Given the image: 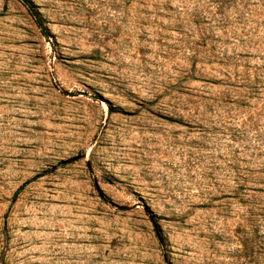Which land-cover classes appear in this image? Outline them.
I'll return each mask as SVG.
<instances>
[{
    "label": "rangeland",
    "instance_id": "obj_1",
    "mask_svg": "<svg viewBox=\"0 0 264 264\" xmlns=\"http://www.w3.org/2000/svg\"><path fill=\"white\" fill-rule=\"evenodd\" d=\"M0 0V264H264V0Z\"/></svg>",
    "mask_w": 264,
    "mask_h": 264
},
{
    "label": "trees",
    "instance_id": "obj_2",
    "mask_svg": "<svg viewBox=\"0 0 264 264\" xmlns=\"http://www.w3.org/2000/svg\"><path fill=\"white\" fill-rule=\"evenodd\" d=\"M25 5L26 7L28 8V10L30 11V13L33 15V17L35 18L36 22L39 24V26L42 28V21L40 20V14L39 12L36 11L35 9V5L30 2L29 0H21ZM43 29V28H42ZM43 31H45L43 29Z\"/></svg>",
    "mask_w": 264,
    "mask_h": 264
}]
</instances>
